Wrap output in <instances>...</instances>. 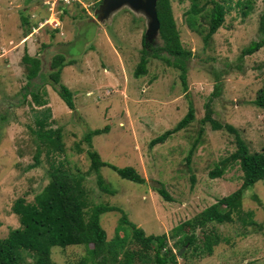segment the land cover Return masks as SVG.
Listing matches in <instances>:
<instances>
[{"label": "rangeland", "instance_id": "374dc122", "mask_svg": "<svg viewBox=\"0 0 264 264\" xmlns=\"http://www.w3.org/2000/svg\"><path fill=\"white\" fill-rule=\"evenodd\" d=\"M169 1L181 44L192 53L185 84L180 69L163 57H150L146 73L135 76L142 37L147 36L149 26L142 10L123 5L99 17L96 9L101 0H0L1 238L20 224L11 210L13 202L18 197L34 201L48 183L49 167L55 161L84 175L89 207L102 203L120 209L100 215L107 240L115 236L123 211L146 235L165 233L175 255L183 247L184 236L193 234L196 242L184 246L176 264H264V181L244 191L241 208L230 222L194 224L202 210L234 192L243 181L239 163L230 158L237 149L235 133L204 123L206 104L211 103L216 121L237 131L250 152L264 149V108L254 102L264 90V47L240 56L242 48L261 37L259 20L264 5L254 0L251 10L243 14L233 0L222 26L205 43L202 36L209 26V0H198L205 7L194 19L200 33L188 24L192 0ZM146 41L151 46L161 44L157 33ZM25 53L40 57L43 64L56 53L63 54L66 61L73 60L62 68L61 82L73 93L74 109L45 83L48 79L37 85L46 104L38 106L30 94L22 98L30 65L22 59ZM42 73L47 77L46 68ZM216 86L219 95L212 97ZM190 101L194 120L150 147L151 139L186 114ZM47 107V127L61 129L64 143V152L52 157L43 150L38 152L33 133L38 112ZM105 125L108 132L93 136L92 148L103 161L117 167L133 166L144 182L122 178L102 166L100 174L112 193L99 188L83 136ZM215 166L224 170L220 177L211 178ZM160 186L170 200L156 191ZM126 232V248L138 249L130 240L129 227ZM124 233L118 232L120 236ZM206 236L219 240L211 254L200 253ZM148 253L133 264H154L153 252ZM18 255L20 264H34L28 251L20 250ZM88 256L84 245L51 248L54 264H77Z\"/></svg>", "mask_w": 264, "mask_h": 264}, {"label": "trees", "instance_id": "16d2710c", "mask_svg": "<svg viewBox=\"0 0 264 264\" xmlns=\"http://www.w3.org/2000/svg\"><path fill=\"white\" fill-rule=\"evenodd\" d=\"M232 1L209 0L211 3V7L207 11L209 26L206 33L202 36L205 43L222 26L226 12L230 7L229 3ZM253 1L236 0L235 4L243 9V14H247L252 8ZM261 1L264 5V0ZM155 10L159 21L158 36L161 44L157 46L148 45L146 37H142V54L134 74L138 77L146 73V65L150 57H163L180 69V78L182 83L185 84L186 64L192 53L181 44L170 1L157 0ZM203 10H205V7L199 6L198 0H192L190 9L187 11L189 14L188 24L198 33H200V30L195 25L194 19ZM22 22L25 25L27 24L25 18H23ZM259 32L261 37L257 40H252L247 46L242 48L241 57L251 55L264 47V10L260 15ZM162 54H166L172 60ZM22 59L24 62L30 63L27 73L28 85L23 87L22 92L23 99H25L27 94H30L38 106L46 104L47 101L41 98L39 86L37 85L48 79V82L45 83L52 85L67 107L69 109L75 108L72 91L61 82L62 68L72 64L73 60L66 61L61 53L54 54L44 64L40 57L30 56L28 53H25ZM46 64L48 67H46ZM43 67L46 68L47 77H45V73H42ZM36 79L39 81H36ZM218 89V86L214 88L212 97L219 95ZM254 102L257 106L264 108V90L260 91ZM45 110L38 112L35 119L36 128L33 129V133L38 140V152L43 150L47 156L52 157L55 154L64 152V143L61 129L47 127L50 109L47 107ZM194 118L195 110L190 101L186 114L172 128L151 139L149 146L153 147L158 143L164 142L173 133L187 127ZM202 121L204 123L209 122L213 129L225 127L235 133L237 149L231 154L230 158L239 163L243 181L238 189L229 195L219 198L194 218V224L200 227H203L208 222H230L232 214L241 208L244 191L257 181H264V149L250 152L246 143L232 126L228 124L222 125L213 118V109L210 102L206 104ZM106 132H108L107 125L102 128L88 130L83 136V141L89 146L87 155L90 160V170L96 172L99 188L105 192L112 193L100 174L102 166L110 167L122 178L137 183L144 182V178L133 166L117 167L103 161L100 154L92 148V137ZM190 157L191 152L186 157L187 161L190 160ZM223 170V167L215 166L210 172V177H220ZM48 174V183L35 195L34 201L27 202L23 197H18L13 202L11 210L18 216L20 224L18 227L10 229L5 237H0V264H20L18 255L20 250L28 251L34 264H54L51 259V248L53 246L64 248L70 245H84L88 251L89 256L81 258L77 264H133L135 259L141 260L146 257L149 251L153 252L152 262L154 264H176V255L168 248L167 235L165 233L146 235L142 228L136 227L134 223L128 220L127 215L123 211H121L122 214L115 236L111 240H107L106 232L100 224V215L107 211L120 209L102 203L89 207L86 188L83 184L84 175L72 173L61 162L55 163V161H52ZM156 191L166 200H170L169 195L162 186L158 187ZM248 215L250 216V213ZM128 227L131 230V242L139 245V248L134 251L126 248L128 243L126 229ZM120 230L125 231L122 236L118 234ZM181 242L183 247L186 245L191 246L196 242V237L193 234L185 235ZM218 242L217 237L206 236L200 253L211 254L213 246L218 244ZM194 247L198 248L197 246ZM120 255H122V259ZM96 258H99V260L97 261Z\"/></svg>", "mask_w": 264, "mask_h": 264}, {"label": "water", "instance_id": "95a60500", "mask_svg": "<svg viewBox=\"0 0 264 264\" xmlns=\"http://www.w3.org/2000/svg\"><path fill=\"white\" fill-rule=\"evenodd\" d=\"M156 1L157 0H101L99 8L96 9V13H98L100 17L123 5H128L134 10H142L149 20L146 35L151 37L159 32V21L155 10ZM183 250L184 247L178 250L176 256H180Z\"/></svg>", "mask_w": 264, "mask_h": 264}, {"label": "crops", "instance_id": "0c3cea01", "mask_svg": "<svg viewBox=\"0 0 264 264\" xmlns=\"http://www.w3.org/2000/svg\"><path fill=\"white\" fill-rule=\"evenodd\" d=\"M25 41H26V39H25Z\"/></svg>", "mask_w": 264, "mask_h": 264}]
</instances>
